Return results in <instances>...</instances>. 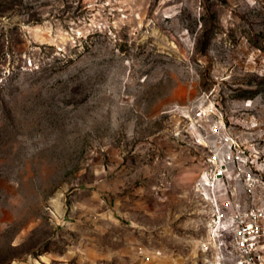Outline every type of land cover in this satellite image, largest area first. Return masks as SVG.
<instances>
[{
    "label": "rangeland",
    "instance_id": "rangeland-1",
    "mask_svg": "<svg viewBox=\"0 0 264 264\" xmlns=\"http://www.w3.org/2000/svg\"><path fill=\"white\" fill-rule=\"evenodd\" d=\"M249 182L264 0H0V264H206Z\"/></svg>",
    "mask_w": 264,
    "mask_h": 264
},
{
    "label": "built area",
    "instance_id": "built-area-1",
    "mask_svg": "<svg viewBox=\"0 0 264 264\" xmlns=\"http://www.w3.org/2000/svg\"><path fill=\"white\" fill-rule=\"evenodd\" d=\"M249 185L252 190L261 188L259 205L244 208L231 198L218 204L216 197L204 194L215 206L206 212V235L200 245L206 264H264V182Z\"/></svg>",
    "mask_w": 264,
    "mask_h": 264
},
{
    "label": "crops",
    "instance_id": "crops-1",
    "mask_svg": "<svg viewBox=\"0 0 264 264\" xmlns=\"http://www.w3.org/2000/svg\"><path fill=\"white\" fill-rule=\"evenodd\" d=\"M156 187L158 188V185H157ZM141 252H142V251H140V254H142ZM142 258H143V260H144L145 262L149 263L148 260H147V259H149L148 257H147V259H146V258H145V255H142Z\"/></svg>",
    "mask_w": 264,
    "mask_h": 264
}]
</instances>
